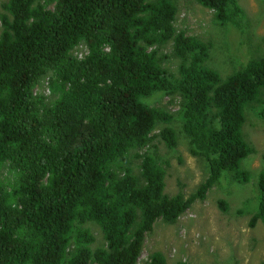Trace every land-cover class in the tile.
<instances>
[{
  "label": "trees",
  "instance_id": "trees-1",
  "mask_svg": "<svg viewBox=\"0 0 264 264\" xmlns=\"http://www.w3.org/2000/svg\"><path fill=\"white\" fill-rule=\"evenodd\" d=\"M194 1L216 24L244 31L239 0ZM2 8L0 264H138L157 221L176 224L225 174L250 182L242 163L255 149L243 127L248 110L260 106L264 117V57L223 77L210 66L212 43L176 28V0H7ZM170 57L177 72L166 67ZM44 80L47 96L36 92ZM155 94L180 98L190 153L208 165L187 198L165 192L154 142L179 143L174 115L146 102ZM262 159L252 228L264 223ZM91 223L105 247L93 249ZM145 264L167 260L154 252Z\"/></svg>",
  "mask_w": 264,
  "mask_h": 264
},
{
  "label": "rangeland",
  "instance_id": "rangeland-1",
  "mask_svg": "<svg viewBox=\"0 0 264 264\" xmlns=\"http://www.w3.org/2000/svg\"><path fill=\"white\" fill-rule=\"evenodd\" d=\"M6 2L0 0V13ZM176 2V28L212 43L210 66L223 77L240 70L253 59L264 57V0H239L246 13L244 31L216 24L213 11L194 0ZM171 51L172 45H169L164 53L170 55ZM85 54L84 46L75 51L79 57ZM179 64L178 59L170 57L166 67L170 72H177ZM36 92L49 95L47 80ZM146 102L157 108H166L175 117L170 127L177 132V148L169 150L161 139H157L154 145L167 170L165 192L170 196L182 192L187 198L205 182L209 169L203 159L190 153L189 140L179 117L181 100L179 97L155 94ZM261 109L259 106L248 110L243 127L246 141L255 149L242 163V169L251 175L250 182L239 183L232 174H225L209 190L206 199L196 201L176 224L157 221L145 238L138 264H145L154 252L163 253L167 264H264V223L259 221L254 228L249 225L255 212L258 175L264 156V117L260 116ZM164 128L165 125H160L156 133ZM221 201L226 203V210L222 209ZM88 227L96 237L93 249L105 247L100 228L94 223Z\"/></svg>",
  "mask_w": 264,
  "mask_h": 264
},
{
  "label": "built area",
  "instance_id": "built-area-1",
  "mask_svg": "<svg viewBox=\"0 0 264 264\" xmlns=\"http://www.w3.org/2000/svg\"><path fill=\"white\" fill-rule=\"evenodd\" d=\"M86 51V50H85ZM82 57V56H81Z\"/></svg>",
  "mask_w": 264,
  "mask_h": 264
}]
</instances>
